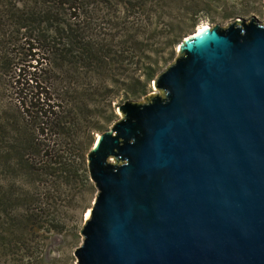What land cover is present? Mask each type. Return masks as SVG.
<instances>
[{"label":"water","instance_id":"water-1","mask_svg":"<svg viewBox=\"0 0 264 264\" xmlns=\"http://www.w3.org/2000/svg\"><path fill=\"white\" fill-rule=\"evenodd\" d=\"M87 155L77 264H264V23L196 30Z\"/></svg>","mask_w":264,"mask_h":264},{"label":"trees","instance_id":"trees-1","mask_svg":"<svg viewBox=\"0 0 264 264\" xmlns=\"http://www.w3.org/2000/svg\"><path fill=\"white\" fill-rule=\"evenodd\" d=\"M152 1L0 0V230L24 233L23 217L7 209L23 202L18 181L28 193L57 176L88 177L94 135L107 125V92L118 94L119 82L135 89H123L126 99L143 92L119 70L134 58ZM155 74L148 65L147 81Z\"/></svg>","mask_w":264,"mask_h":264},{"label":"rangeland","instance_id":"rangeland-1","mask_svg":"<svg viewBox=\"0 0 264 264\" xmlns=\"http://www.w3.org/2000/svg\"><path fill=\"white\" fill-rule=\"evenodd\" d=\"M148 12L149 18L143 19L139 30L141 42L136 50L132 49L134 58L131 64L125 63V68L119 70L122 79L138 78L137 89L143 87V92L136 95V99H126L123 89L131 92L135 89L120 82L118 94L107 92L104 132L120 119L116 111L119 105L161 93L154 87L153 80L178 51L185 37L204 25L226 27L235 20L248 22L251 19L264 23V0H154ZM99 14L93 12L92 16L96 18ZM181 32L183 37L179 43L171 44L172 38ZM129 55L125 53L127 59ZM148 65L156 69V74L147 81ZM109 99H113L110 104ZM99 134L95 133L94 138ZM82 174L84 176L69 178L68 183L57 176L52 182L37 184L28 193L21 180L15 184L14 189L22 195L23 202L9 201L7 209L10 215L23 217L24 233L0 230V264H77L74 253L82 240L81 230L97 191L88 171V177Z\"/></svg>","mask_w":264,"mask_h":264},{"label":"bare ground","instance_id":"bare-ground-1","mask_svg":"<svg viewBox=\"0 0 264 264\" xmlns=\"http://www.w3.org/2000/svg\"><path fill=\"white\" fill-rule=\"evenodd\" d=\"M207 27H209V26H206V25H204V26H200L197 30H198V31H201V30H203V29H205V28H207ZM89 213H90V209L87 211V217H86V219L89 217Z\"/></svg>","mask_w":264,"mask_h":264}]
</instances>
